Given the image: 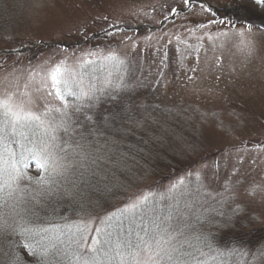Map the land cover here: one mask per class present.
I'll use <instances>...</instances> for the list:
<instances>
[{
  "label": "rangeland",
  "instance_id": "obj_1",
  "mask_svg": "<svg viewBox=\"0 0 264 264\" xmlns=\"http://www.w3.org/2000/svg\"><path fill=\"white\" fill-rule=\"evenodd\" d=\"M85 59L94 62L93 83L125 85L79 118L131 130L128 170L119 185L70 174L37 211L43 226L103 218L184 178L204 197L203 231L218 244L217 236L251 232L232 254L238 264H264V10L252 0H0V96L7 89L17 101L35 100L34 110L54 107L36 91L41 76L61 60L79 72Z\"/></svg>",
  "mask_w": 264,
  "mask_h": 264
},
{
  "label": "snow or ice",
  "instance_id": "obj_2",
  "mask_svg": "<svg viewBox=\"0 0 264 264\" xmlns=\"http://www.w3.org/2000/svg\"><path fill=\"white\" fill-rule=\"evenodd\" d=\"M183 2L188 6L194 0ZM252 2L264 10V0ZM200 7L211 11L204 4ZM107 59L115 61L116 56L109 54ZM48 63L45 60L41 67ZM93 63L85 59L79 72L64 60L47 69L36 91L58 101L54 107L45 102L44 110H34L29 105L35 100L17 101L7 89L0 96V264H224L220 258L235 249H222L203 231L204 197L200 186L194 194L184 178L166 192H147L103 218L63 226L49 222L45 227L37 217L43 202L59 194L61 181L70 174L111 178L119 185V174L128 170L133 146L125 137L131 130L123 124L118 129L114 121L101 128L87 114L83 121L79 118L109 89L125 87L112 81L93 83L97 78L88 70ZM145 120H136V126L143 127ZM31 167L38 176L29 173ZM196 176L199 180V173ZM124 219L130 221L128 228L114 223ZM141 252L147 259L138 258Z\"/></svg>",
  "mask_w": 264,
  "mask_h": 264
},
{
  "label": "trees",
  "instance_id": "obj_3",
  "mask_svg": "<svg viewBox=\"0 0 264 264\" xmlns=\"http://www.w3.org/2000/svg\"><path fill=\"white\" fill-rule=\"evenodd\" d=\"M229 15H232V14H229ZM250 234H252V233L250 232ZM250 234L248 233L244 236H239L238 234L231 235V236L223 234V235L217 236V239L219 240V245L221 247L224 246V248L226 247L227 250L231 251V247H233V246L241 247L242 245L246 244L247 243L246 239H248L247 236L250 237ZM233 254L230 256H224V257L220 258V261H223L224 264H238L237 262L239 261V254L240 253H237V255L236 254L233 255ZM237 257H238V259H236Z\"/></svg>",
  "mask_w": 264,
  "mask_h": 264
}]
</instances>
